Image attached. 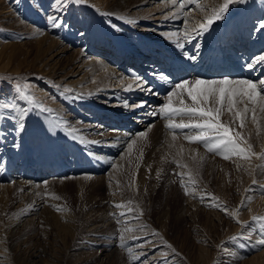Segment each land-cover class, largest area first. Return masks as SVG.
I'll list each match as a JSON object with an SVG mask.
<instances>
[{
	"label": "rangeland",
	"instance_id": "obj_1",
	"mask_svg": "<svg viewBox=\"0 0 264 264\" xmlns=\"http://www.w3.org/2000/svg\"><path fill=\"white\" fill-rule=\"evenodd\" d=\"M93 1L94 0H82L81 3H75L69 0L66 11L60 13V15L63 16V25L58 28H52L50 26L49 16L57 14L54 0H4V3L10 7L9 10L15 12L17 18L24 22L25 29L17 30L16 27L3 24L4 20L0 18V163L8 159V168H12V161L16 157V160H18L17 163L20 165H18V168L14 167L12 171L20 172L24 170L26 173L29 169L28 174L30 177L28 176L25 179L30 180H32L31 177L33 178L41 174V170H43L46 164L43 162L44 160H48V164L50 165L52 163V166L59 164L60 166L57 165L58 169L63 167L65 162L68 166H66L67 171L65 174L57 175L56 173V175L45 176L42 180H36L38 185L34 188L35 192L33 194H29L28 189L25 190L26 187L19 186L18 189L14 190L11 198L10 196L6 197V199L9 200V202H7L9 205L0 201V208L2 210L5 208L4 212L0 210V224H3L0 225V247H2L0 249V264H100L101 259L104 260L103 264H159L161 260L164 261V264H264V245L257 243L260 239H264V209L263 211H257L258 203L264 199V175L261 174L254 183L252 181L246 186V183L253 179V176L259 171L260 167L264 169V112L260 111L261 105H251L248 104L247 101L237 105V110L241 111L245 107V104H247L250 109H254V111H249L244 115L243 121L239 118L233 120L231 118L232 114H229L226 110L221 115V122L229 126L233 134L237 132L240 134L239 142L241 147L245 148V155L236 156L222 152L211 153L207 151L206 145L202 143L193 141L189 143L187 142L189 140L187 139V141H184L186 139L184 137L181 138V135H177V139L176 136L173 135L176 133L188 132L195 135V133H198V130L178 129L175 132L172 131L169 134H165V139H167L166 142L170 140L171 143L172 141V145L176 150H180L178 148L180 147L179 141L182 143L184 141V143H187L195 150L198 149L200 152H205L206 155L217 161L216 172L210 183H208L204 176L206 165L202 164L199 169L196 170L195 165L192 168L189 164L185 163L182 165V163L177 162L174 165L175 168L172 166L170 168L171 170H167L169 172L165 170L170 181H167L165 177L166 180L164 179L160 184L161 179L159 177V179H157L158 188L155 193L146 188L141 192L142 187H139L138 184L136 185L137 181L133 173L136 171V168L140 169L143 167V163L148 161V159H143L146 140L144 142L142 140L138 141L140 143L134 145L132 152L129 153V156L125 159L127 162L126 166H123V175L120 176L119 172H116L117 175L119 174V176H117L114 173L116 175L115 177H118V180L114 177L110 180L111 183H114L116 180L112 186L115 189L112 191V197L109 198L110 192L107 184H105V186H100V191H104L103 197H108L106 201H110L109 204L111 207L115 206V211L112 216H114L115 213L119 216L121 211L119 213L117 209H125L123 213H125V216L132 215V218H130L131 221H129L134 224L128 226L129 223H123V221V224L121 222H115L112 224V228L110 225L108 227L102 226L100 234L91 235L85 239L86 235L89 233V231L86 233L85 230L92 227H87L88 217H90L91 213L94 214L93 211L99 208V206L94 208L92 204H89L88 200H83V196L86 198L90 196V198L92 197L93 199L94 193L92 194V188H90L86 194H84L86 187L81 188V184L74 177L86 174H75V169H72L73 166H75L73 163L75 164V162L85 158V163L82 164L85 166L91 165V169H93L95 165L98 168L99 163H101L98 161L101 160V158L97 160V157L104 158L107 155L110 156L109 151H107L110 144L106 146L107 144L104 145L98 141L97 143H93L94 147L98 148L99 146L101 148L100 150L98 149V151L94 149L91 150V148L85 145V143L89 141L88 138L91 133L98 132L99 130L105 133L108 132L107 130L121 133L128 132V134L137 130L138 132H142L146 128L140 130L138 127L141 124L142 126L145 125L144 120L149 116H154L153 109L138 112L135 110L138 109V105H140L141 102L145 104L143 107H145L147 103L150 104L154 92L142 91L136 84V87L134 86L132 90H125V87H122V85L123 83L125 85L128 76L125 74L126 78H123V80H121L122 82L117 84L116 82L121 79L118 73L124 70L126 71L127 69L134 70V68L137 67V70L142 68L141 71L150 73L149 75H144V78L153 76L154 79L150 78V80L152 79L154 81L156 79L160 81V79L163 78L160 76L156 77V75H163L161 72L156 71L157 65L149 67L152 64H149L151 58H147L148 56H142L139 59L136 57L134 61L130 60L124 63H121L119 56L118 59H114L113 56L120 53H113L114 48L118 47V45L115 44V39H118L120 42L122 41L121 44L126 46V50L130 49L132 52L136 53L139 52V49L136 48L138 47L136 42H143L145 45L153 46L150 50L152 54H149L153 55L154 53L155 57H161L163 60L161 54L165 51L167 46L155 39L159 36L160 38L161 36H167L165 33L174 30L157 25L164 22L162 24L181 26L187 20L186 23L188 24L182 27L181 30H177L180 36L182 33H185L183 32L185 31V27L188 28H186V31L193 30L196 22L200 20L198 18L207 19L208 16H212L224 2L223 0H210L208 3V0H149L151 4L147 5L144 3L140 7L139 5L142 0H128L130 3L125 10L122 8L121 11H116L117 14H113L114 17H111V15L109 16L111 19L108 16H106V19H103L105 16L98 18L96 14L97 10L95 11L96 8L94 9V5L92 4ZM181 2L184 5L183 10L181 9ZM166 3L168 4L166 5ZM175 14L178 15L176 16ZM154 16H159V18L155 19ZM166 16H172V18L165 19ZM175 16L177 17L176 19L179 17L183 19L182 22L179 24L173 23L171 19H174L173 17ZM182 16L184 17L182 18ZM134 18H144L142 21L147 22L141 25L142 23L133 22ZM164 19L166 21H164ZM116 20L130 25V28L126 24L125 26L128 28L122 25V28H119V25H116L118 24ZM222 20L226 22L224 29H229V27L234 25L236 27L237 24L241 23V20H244L242 24L245 26L242 25L238 29L246 28L248 32V34H246V43L248 42L249 48H246L245 51H248L250 57L254 54L257 56L260 55L259 52L263 48H260L259 42H264V29H261L260 32V30H258V24L264 22V0H244L243 3L232 4ZM251 20L256 21V24H250ZM95 21L101 22L103 24L102 27L106 29L103 41L102 39H97L99 40L98 42L101 41L100 43H104L105 45L102 50H97L95 45L90 44L89 46H92L90 50L85 49L86 51H84L86 55L84 60L94 59L101 62L105 71L106 69H113L108 86L105 88H97L89 82L90 76L86 74V70H89L91 67L80 66L82 62L73 64L76 54L75 50L83 48L87 42L82 36L84 35L83 33L88 32L90 33L88 34L89 37L93 38L101 34L100 32L97 34L94 33V30L91 28L92 25L96 24ZM215 23H217V25ZM215 23L210 29L211 34L208 41L212 40L214 37V29H216L222 21H216ZM136 27L146 28L150 31V34H140L138 31L141 29L135 31ZM133 28L134 30H132ZM32 30H43L45 34L60 40L61 43L63 42V45L69 48L68 51L64 54L62 52L60 58H55L54 61L49 62L51 60L50 56L62 51L64 46L57 48L48 58L43 60V63L48 65L41 66L42 64L37 63L36 57L39 53V48L36 46L37 44L35 41V39L40 38V35L37 36L33 34L34 36H32V34H30ZM22 33H24V36ZM27 34H30L31 37L27 38ZM131 34L133 36H130ZM224 36L226 37V34ZM132 37L136 39L134 40ZM250 38L254 39V41ZM162 39L163 38H161V40ZM25 41L30 42L25 46L17 44L18 42L23 43ZM12 43L14 44L7 45ZM195 45H197V43ZM231 45V47H226L228 51L236 44ZM26 46L31 49L30 56L29 54L22 55V53H20L24 51ZM255 46H257V49L254 50ZM236 47L235 49H237ZM244 47H246V45L243 46V48ZM167 49H170V47ZM250 49H252L251 52ZM47 53L46 51L42 56L46 57ZM228 53H230V61L232 64L241 60L236 58L239 56L235 55V53L233 55H231V52ZM107 55L108 57H112L109 62V58L105 57ZM232 60L234 62H232ZM169 62H171L170 57L164 58L162 67H165ZM55 64L56 67H53ZM146 65L149 66L147 67ZM234 66L240 70H244V68L237 67L242 66L241 64L237 65L236 63ZM195 67L198 69L197 66ZM247 69L248 72L246 71ZM137 70L134 71L138 72ZM209 70H207V73L203 71L205 74L202 72L200 74L202 76L205 75L204 77L214 76H208ZM211 70H213V66ZM246 70L244 75L235 78L218 76L217 78L203 79L195 75H190L186 76L188 79H181L178 83L189 80L190 84H194L197 79H230L233 81L248 79L254 83H258L259 80H264V64L257 65L254 70L249 68H246ZM262 71L263 74L261 75ZM17 85L21 88L25 85L27 86L26 94L32 98V102H28L22 98L21 94L17 91ZM87 89H89L90 95L85 97L86 101L93 102L94 104L99 103L102 108L103 114H100L101 116L99 115V118L94 115L95 113L92 114L91 105L86 104L83 106L77 102V98L84 99L78 96H81L80 94ZM179 91V89H175L174 86H172L161 91L158 97L156 95L155 97L158 99L161 95L164 97L157 101L160 107L158 109H162V107L169 102L172 103L174 108H180L184 105L190 107L191 100L187 97L186 92L183 95H178V97L182 98L183 104H181L180 99L178 100L175 95H171V100L169 101L170 94L173 92L178 93ZM144 95H146V97ZM261 95L264 94L261 92ZM131 96L132 98H129ZM138 97L139 99H137ZM13 102L18 105L14 113L16 116L22 115V110L24 109H26L28 113L24 120L25 128L22 133L15 131V124L17 121L11 118L13 115L12 111L3 107L5 104ZM38 105L39 107H37ZM204 106L206 108L212 107L210 103ZM215 106L217 107V105ZM112 107L113 109L116 108L118 112L123 113L118 117L119 120L117 119L114 121L115 126L107 125L110 121L105 119H109L105 117V114L110 112L109 108L111 109ZM70 108L73 109L71 111H74L73 114H70L74 115V118L79 121V126L82 127L79 131V137L74 139L66 134L65 128L56 129L55 127V119L66 121V119L71 117V115L68 114L64 116L65 113H69L68 110H70ZM43 109H50L51 111H44ZM253 115H255L256 121H253ZM196 119L197 118L189 115L179 114L177 118H172V123L196 122ZM35 121L38 123H35ZM255 122L257 125H255ZM122 123H124V127L118 126ZM241 124H243V126H241ZM251 130H257L258 133H256V137L249 139L247 134ZM61 132H64L65 135ZM85 133L88 134L86 135ZM56 134L59 137H54ZM107 139L109 141L112 140L109 138ZM26 141H28L27 146L25 145ZM210 142H214V140L210 138ZM17 143L20 145L24 143L21 148L22 151H20L21 153L16 152L14 155H10L9 153L12 149L7 147L10 145L14 146V144L16 145ZM68 145H72L71 148L78 145L80 149H73L72 152L69 148L71 151V153H69L70 151L67 152ZM248 146H250V148ZM65 150L66 152H64ZM78 151H82L81 153L83 154L86 153L87 156L84 157L82 154L80 156V153L77 154ZM22 152H26V155L22 154ZM182 154V152L178 155L174 153L173 156H182ZM225 155H227L228 158H224ZM13 156L15 157L13 158ZM111 156L115 157L116 153L111 154ZM165 157V152L159 154L157 158V168H160L165 162ZM238 161H240V163ZM113 164L114 161L105 172L101 173L102 175H98L102 177L103 175L105 176L106 173H110L113 169ZM29 165H31L30 168H28ZM63 170L65 171V169L62 168L59 174L64 173ZM155 170L156 169H153V171ZM177 171L184 173L179 174ZM144 172H146V168ZM150 173L151 171L147 169L148 176ZM92 174L93 173L87 175L91 176ZM147 174L145 178H143L144 180L148 179L146 178ZM94 175L98 176L97 174ZM95 179L96 178L90 177V180L94 183L96 182ZM132 180H135V182ZM147 181H150V179ZM88 184L87 188L89 186L91 187V183L88 182ZM134 185L136 188H134ZM112 187H110V189ZM137 189L139 190L137 191ZM106 192H108L109 195ZM172 193L173 195H171ZM150 194L152 195L150 196ZM25 195H31L34 198L30 196L29 199H26ZM253 195L258 196L253 198ZM241 200L245 201L244 207H242L241 204L237 205L238 201L240 202ZM189 202L191 207L186 210L187 214H184L186 212L184 211V205L189 204ZM116 205H121V207H116ZM28 207L34 208L30 215H28L26 211ZM103 209L102 211L98 210L96 212L100 214L97 223H99L103 217L105 220L107 218L108 210L106 211L105 208ZM213 212H217V215L222 217V221H219L217 215H215L216 219L213 218L211 215ZM18 217L21 219L26 217L28 223L34 222L37 229L34 228L31 230V232H33L32 236H26L25 241L30 239V242L26 246L16 244L15 247H12L13 244L11 243H13V239L8 237L7 232H4V227L5 230L8 231V222L12 218ZM33 217L34 219L31 221ZM108 217L112 220L110 213H108ZM39 218H41L40 222L38 220ZM246 218L249 219L247 220ZM240 219H242V222ZM228 221H230V226L227 224ZM135 222L137 224H135ZM69 229H72V234H69ZM73 234L75 235L74 238ZM38 238L41 240L34 242ZM169 245H171V247H169ZM115 248L118 249L120 254L116 257L112 255L108 256L109 253L106 251ZM104 249H106V251H104ZM36 250H38V252L41 250L40 256H34ZM86 250L91 252V254L81 255V251L86 252ZM104 254L108 257H102ZM18 257L21 258L18 259ZM3 258L5 263L3 262ZM76 260L78 263L73 262Z\"/></svg>",
	"mask_w": 264,
	"mask_h": 264
},
{
	"label": "bare ground",
	"instance_id": "obj_2",
	"mask_svg": "<svg viewBox=\"0 0 264 264\" xmlns=\"http://www.w3.org/2000/svg\"><path fill=\"white\" fill-rule=\"evenodd\" d=\"M210 0H208L207 1V3L209 2ZM224 1V0H223ZM140 2V1H139ZM130 3V1H128V0H94L93 1V5H94V9H95V11L97 12L96 14L98 15V18L99 17H102V16H105V17H103V19H106V16H110L111 15V17H114V15L113 14H117L116 13V11H121L122 10V8H124V10L127 8V6H128V4ZM147 4V5H149V4H151V2L149 1V0H142L141 1V3H140V7H141V5L142 4ZM168 3H166V5H167ZM223 4V3H222ZM146 5V6H147ZM145 6V5H144ZM217 6V5H216ZM164 7V6H163ZM144 8V7H143ZM10 9V7L8 6V5H6L5 3H4V0H0V18L1 19H3L4 21H3V24H6V25H8V26H10V27H16V29L18 30V29H21V30H24L25 28H24V22H22V21H20V19L19 18H17V15L15 14V12H11V10H9ZM141 10H143V9H141ZM212 11V10H211ZM207 13V12H206ZM15 14V15H14ZM250 14V13H249ZM154 15H156V14H154ZM176 15V14H175ZM178 15V14H177ZM176 15V16H177ZM207 15V14H206ZM209 15V14H208ZM173 17L174 19H171V20H173L172 22L173 23H181L182 22V20L183 19H181L180 17L178 18V19H176L177 17ZM184 16H182V18H183ZM205 17V16H204ZM209 17V16H208ZM207 17V18H208ZM17 18V19H16ZM110 18V17H109ZM154 18L155 19H158L159 18V16H154ZM168 18H172V16L171 17H168V16H166L165 17V19H168ZM197 18V17H196ZM111 19V18H110ZM142 19H144V18H134L133 19V22L135 21V23H142L141 25H144V22L146 23L147 21H142ZM164 19V21H166ZM198 19H200L199 21H197L196 22V25L194 26V27H198V25L200 24V23H202V22H204V21H206V19L204 18V19H201V17L200 18H198ZM109 20V19H108ZM187 21V20H186ZM186 21L184 22V24L183 25H181V26H175L174 24H172V25H174V26H169V25H165V24H162V23H164V22H162V23H160L159 25H157V26H160V27H162V26H165L166 28H170V29H172V30H174V31H171V32H167V33H165V34H167V36H161V38H163L162 40H161V38H160V36L157 38V39H155V40H157V41H160V42H162V44H164L165 46H167V47H170V49H165V51H163V53L161 54V56H163V60L161 59V57H155V55H154V53H153V55H150L149 53H151L152 54V52H150V50L153 48V46H148L147 44L145 45L143 42H136V44H137V46L138 47H136L137 49H139V52H132L131 50H126L125 49V47H124V45H122L121 44V42L118 40V39H115V44L116 45H118V47H116V48H114V52L113 53H118V52H120L118 55H114L113 56V58L114 59H118V56L120 57V61H121V63L122 62H127V61H134V59L137 57V59H139V58H141L142 56H148L147 58H151V60L152 59H154V61L152 62V65L151 66H149V65H146L147 67L149 66V67H153V66H155V65H158V64H161V66L164 64V58H168L172 53H175V56H179L180 54H183V55H186V58L185 59H187V62L185 63V67H188V66H193V65H195V66H197V68H199V67H203V70H204V68L208 65L209 67L212 65L213 66V70H209V73H208V76H212V75H214V76H216V77H225V76H233L232 74H230V73H226V71H225V69H223V71L222 72H215V67L217 66V64L216 63H214L215 61H217V62H221V59L220 58H216V57H210L209 55H206V52L204 51L203 53H201L200 51H202V50H204L201 46H204L205 44L207 45V44H211V42H209V43H206V42H208V40H209V36H210V34H211V32H210V30H209V33L208 32H206V33H204V35L203 36H201V37H197L195 40H189L188 38H186L185 37V33H182L180 36H179V30H181L182 29V27H184L185 25H187L188 23H186ZM254 20H251L250 21V24L252 23V24H256V21H254ZM241 23H239V24H237L236 25V27H235V25L234 26H231V27H229V29H224V31H222L223 32V35L222 36H224L225 34H226V37L224 36V42H225V44L227 45L226 47L228 48V47H231L232 45L231 44H236V46L237 47H239V46H241L240 47V49L243 47L242 45L244 44V43H246V34H248V32L246 31V28H241V29H238V28H240V26H242V25H244V24H242L243 22H244V20H241L240 21ZM41 23V22H40ZM94 23V22H93ZM95 23L96 24H94V25H92L91 26V28L94 30V33H98V32H100L101 34L98 36V37H89V35L88 34H90V33H88V32H84L83 34L84 35H82L83 36V38L84 39H86L87 40V42L85 43V46L83 47V48H81V49H76L75 50V60L73 61V64L74 63H78V62H82L81 64H80V66H84V67H91L89 70H86V74L87 75H89L90 76V80H89V82H91L92 84H93V86H96L97 88H99V87H106V86H108V83H109V80H110V76H111V74H112V68H111V70L110 69H106V71L103 69V66H102V63L101 62H98V61H96V60H94V59H91V60H84V58L86 57V55L84 54V51H86V50H90V48L92 47V46H89L90 44L91 45H95L96 47H97V50H102V48H103V46L105 45L104 43H100V42H98L99 40H97L98 38L99 39H102V41H103V37L105 36V34H106V29L104 28V27H102V23L101 22H99V21H95ZM190 24H192V23H190ZM216 25H217V23H215ZM137 25V24H136ZM134 26V25H133ZM191 26V25H190ZM189 26V27H190ZM245 26V25H244ZM37 27V26H36ZM174 27H177V28H174ZM193 27V28H194ZM233 27V28H232ZM100 28H102V29H100ZM186 28L187 27H185V31H183V32H191L192 31V29L191 30H187L186 31ZM27 29V28H26ZM139 29H141V30H139ZM188 29V28H187ZM21 30H20V32H21ZM28 30V29H27ZM136 31H138L140 34H150V31L149 30H147L146 28H140V27H136V29H135ZM176 30V31H175ZM178 30V31H177ZM242 32H241V31ZM43 31V30H42ZM42 31H38V30H32V32L30 31V34H32V36H34L35 34L38 36V35H40V38L39 39H35V41H36V46H38V48H39V53H38V55H37V63H40V64H42L41 66H47L48 64H44L43 63V60L45 59V58H48L57 48H61L62 46H64L63 44V42L61 43L60 42V40H58V39H54L53 37H51V36H49L48 34H45L44 33V31H43V33H42V35H41V32ZM149 32V33H148ZM260 32H261V30H260ZM171 33V34H170ZM24 33H22V35H23ZM26 34V33H25ZM30 34H27V38H30L31 37V35ZM34 34V35H33ZM21 35V36H22ZM30 35V36H29ZM24 36V35H23ZM91 36V35H90ZM130 36H133L132 34L130 35ZM60 37V36H59ZM134 37H135V35H134ZM25 38V37H24ZM131 38V37H130ZM133 38V37H132ZM185 38V39H184ZM214 38V37H213ZM212 38V39H213ZM134 39V38H133ZM136 39V38H135ZM134 39V40H135ZM133 41V40H132ZM199 41V42H198ZM30 41H25V42H23V43H17L18 45H23V46H25L26 44H28ZM237 42V43H236ZM153 43V42H152ZM151 43V44H152ZM179 43V44H178ZM197 43V49H195V53H194V46H195V44ZM14 43H12V44H7V45H13ZM88 44V45H87ZM156 44V43H155ZM161 44V45H162ZM172 44H174V45H172ZM183 45V47H180V46H178V45ZM69 46V45H68ZM259 46H260V48H263L259 53L260 54H264L263 52H264V42H262L261 41V43L259 42ZM257 46H255V48H254V50L255 49H257L256 48ZM163 48H164V46H163ZM68 47H66V46H64V48L62 49V51H60V52H58V53H56V54H54V55H52V56H50L51 58V60L49 61V62H52V61H54L55 60V58H60L62 55H60L62 52H63V54L65 53V52H67L68 51ZM86 49V50H85ZM119 49V50H118ZM96 50V51H97ZM259 50V49H258ZM48 52L47 54H46V57H43L42 55L45 53V52ZM193 51V52H192ZM228 52H231V55H233L235 52H233V51H228ZM248 52V51H247ZM20 53H22V55H24V54H29V56L31 55L30 53H31V49H29L27 46L24 48V51H22V52H20ZM129 53V54H128ZM177 54V55H176ZM248 54V53H247ZM135 55V56H134ZM138 55V56H137ZM189 55H196L197 56V58L195 59V60H192V59H189L188 57H189ZM235 55H237V56H240L241 55V60L243 61L244 60V58L242 57V54L241 53H239V54H235ZM246 55V54H245ZM88 56V55H87ZM105 57H107V58H109V60H108V62L109 61H111L110 59L112 58V57H108V55L107 56H105ZM95 58V57H94ZM106 58V59H107ZM182 58V57H181ZM236 58H238L239 59V57H236ZM241 60H239L238 62H234L233 60H232V62H234V64H236L237 63V65H239V64H241ZM119 61V62H120ZM118 62V63H119ZM137 62V61H136ZM149 64H151V61L149 62ZM233 64V65H234ZM71 65H72V63H71ZM168 66V64L167 65H165V67H167ZM53 67H56V64L53 66ZM237 67H239V68H243V66H237ZM155 68V67H154ZM115 70V69H114ZM247 72H248V69L246 70ZM118 72V71H117ZM125 72V73H124ZM146 71H141V72H136V71H134V70H124V71H121L120 73H118L120 76H121V79L120 80H118L116 83L117 84H119V83H121L122 81L121 80H123V78H126V76H125V74H127V80H126V82H125V85H124V83H123V85H122V87L124 86L125 87V90L127 89V90H129V86L131 85L132 87H131V90H132V88L135 86V84H136V80H135V77H137V76H141V77H143L144 78V76H143V74L145 73ZM202 73H203V71H202ZM147 75H149L150 73L148 72V73H146ZM145 74V75H146ZM173 74V73H172ZM203 74H205V73H203ZM158 76H161V77H163L164 78V75H158ZM205 76V75H204ZM180 76H179V74H178V77L177 78H174V79H172V81H170L169 80V78H165V80H163V79H160V80H163L162 81V83L161 82H159L160 83V85L161 86H159L158 84H156V82H157V79L154 81V80H150V78H144L145 79V81H147L148 80V82H147V86H150V89H151V92L150 93H152V91L154 92L153 93V97H152V99H151V102H150V104H148L147 103V107L145 106V107H140V106H138V109H135L137 112L138 111H142V110H144V111H146V110H150V109H153V113H154V116H149L147 119H145L144 120V123H145V125H143L142 126V124L138 127V128H140V130L141 129H143V128H146L145 130H143L142 132H144V133H146V135L144 136V137H140V133H142V132H138V130L137 131H134V132H131L130 134H128V132H125V133H121V132H116V131H110V130H107L108 132L107 133H105L104 131H98V132H93V133H91L90 135H89V138H88V142L87 143H85V145H87V147L88 148H91V150L92 149H94L95 151H98V149L100 150L101 148L98 146V148H96V147H94V144L93 143H97V141L98 142H101V143H103L104 145L105 144H107L106 146H108L109 144H110V146L108 147V149H107V151H109V153H110V156H105L104 158L103 157H97V160H98V158H101V160H98L99 162H101V163H99V167L97 168V166L95 165L94 167H93V169H91L92 167H91V165L89 166V165H84V164H82V163H84L85 162V158L83 159V160H81V161H77V162H75V166H73V168L72 169H75V174H77V175H79V174H86V175H79V176H76V177H74L76 180H78L79 181V183L81 184V188H84V187H86V191L84 192V194H86V192L90 189V188H92V194L94 193V197H93V199H92V197L90 198V196H88L87 198L85 197V196H83V200H88L89 201V204L91 205L92 204V207H94V208H96V207H98L99 206V208H97V209H95V211H93V213L94 214H92L91 213V215H90V217H88L89 219L87 220L88 221V224H87V227H89V226H92L90 229H86L85 230V232L87 233L88 231H89V233H88V235H86V233H85V235H86V238L85 239H87V237H89V236H91V235H97V234H100L101 233V231H102V226H109L110 225V227L112 226V224L113 223H115V222H121L122 223V221H123V223H129L128 224V226H131L132 224H134L133 222L132 223H130V218H132L131 216H129V215H126L125 216V213H123V211L125 210H121V209H117L118 211H119V213H120V211H121V213L119 214V216H118V214L116 215V213H115V215L114 216H112V214H114V211H115V206L114 207H111V205L109 204V202L110 201H106V199L108 198H106V197H103L104 196V191L102 192V191H100V186L101 185H103V186H105V184H107L108 186H109V192H110V196H109V198H111L112 197V191L113 190H115L114 189V187H112L113 185H114V183H115V181H114V183H111L110 182V180L114 177L115 179H117L115 176L117 175L116 174V172H119V174H120V176L121 175H123V170H124V168H123V166H126V162H127V160L125 161V159H126V157H128L129 155V153H128V151H127V143H129V142H131L133 139L134 140H136V144L135 145H137L138 143H140V142H138V141H145L146 142V145H145V148H144V144L142 145L143 146V148H144V151H145V153H144V158L143 159H148V161H145L144 163H143V167H141L140 169L138 168H136V171L133 173V175H135L134 176V178H136V181H137V183H136V185L138 184V186L140 187H142V189H141V192L146 188V189H149V191H151V192H153V193H155L156 192V190H157V186H158V181H157V179H159V177H160V184L164 181V179L166 180V178H167V181H170L169 179H168V175L166 174V172H169V171H167V170H169L172 166L174 167V165L177 163V162H179V163H182V165H184L185 163L186 164H189L190 166H192V168H193V166L195 165V168H196V170H198L199 169V167L202 165V164H204V165H206V169H205V171H204V176H205V179L208 181V183H210L211 182V180H212V177L214 176V174H215V172H216V167H217V161L215 160V159H212L211 157H209L208 155H206L205 154V152H200V150L198 151V149L197 150H195L193 147H191L190 145H188L187 143H184V141H187V136L188 135H192L190 132H188V133H176V134H173L174 136H176V139L178 138L177 137V135L179 136V135H181L182 137L181 138H185L186 140H184L183 141V143L181 142V141H179V145H180V147H178L180 150H176L174 147H173V145H172V141H171V143H170V140H169V142H166L167 141V139H165L166 137V135L165 134H169V133H171L172 131H176V130H178V129H176V130H171V129H168L167 128V124L168 123H170V122H172L173 120H172V118H177V116L178 115H175V116H169V117H165L164 116V114H163V112L161 111V109H158V108H160L159 106H158V100H161V99H163L164 97H163V95H161L160 97H159V99L157 98L158 97V94H160L161 93V91H163V90H165L166 88H168V87H172V86H174L175 84H178V82L179 81H181V79L182 80H184V79H188V77H186V76H183V77H181V78H179ZM171 78H173L172 76H171ZM230 80V79H229ZM158 81H159V79H158ZM177 81V82H176ZM186 81H188L189 82V84H190V81L189 80H186ZM91 84V85H92ZM136 87V86H135ZM159 87H160V89H159ZM178 91V90H177ZM78 92V91H77ZM177 93V92H176ZM179 93V92H178ZM262 93L264 94V91H262ZM81 98L83 97L84 99H80V98H77V102H79L80 103V105H86V104H88V105H91V107H92V110H91V112H92V114L93 113H95L94 115L95 116H98V118H99V115L101 114H103V112H102V108L100 107V105H99V103H93V102H88V101H86V98L85 97H87V96H89L90 95V91H89V89H87V90H85L84 92H82L81 94ZM150 95V94H149ZM157 95V97H155ZM145 97H146V95H144ZM78 97H80V96H78ZM175 97L179 100L180 99V101H182V98L181 97H178V95H175ZM129 98H132V96L131 97H129ZM185 98V97H184ZM137 99H139V97L137 98ZM144 99V98H143ZM82 103V104H81ZM211 104V103H210ZM145 105V104H144ZM143 105V106H144ZM211 108H214V107H216L215 105H213V104H211ZM218 106V105H217ZM250 106V105H249ZM140 107V108H139ZM254 107V106H253ZM163 108V107H162ZM73 109H74V107H73ZM73 109H71L70 108V110H68V112L69 113H65L64 114V116L65 115H71V114H73L74 113V111H71V110H73ZM120 109V108H119ZM128 109H130V108H128ZM109 110H110V112H107V114H105L106 116L105 117H108L109 119H107V118H105L106 120H109L110 122L107 124V125H110V126H115V122L114 121H116L117 119H118V117L120 116V114L122 115L123 113L122 112H118L117 110H116V108L115 109H113V107L110 109L109 108ZM104 111V110H103ZM107 111V110H106ZM121 111V110H120ZM129 111V110H128ZM71 113V114H70ZM125 113H127V112H125ZM139 113H141V112H139ZM136 114V113H135ZM261 114H263V113H261ZM51 115V114H50ZM100 115V116H101ZM134 115V114H133ZM141 116H143V115H141ZM144 116H146V115H144ZM44 117V116H43ZM46 117V116H45ZM50 117V116H49ZM233 120H235V116L234 115H232V117H231ZM104 119V120H105ZM188 119V118H187ZM186 119V120H187ZM56 120V129L58 128H65V131H66V134L68 135V136H70V138H77V137H79L78 135H79V131L81 130V128L82 127H80L79 126V121L77 120V119H75L74 118V115H71V117L70 118H68V119H66V121L65 120H63V121H61V120H58V119H55ZM192 121H194V120H192ZM256 121V120H255ZM37 121H35V123H36ZM38 123V122H37ZM102 123H104V122H102ZM236 123V122H235ZM255 125H257V123L255 122ZM254 125V126H255ZM118 126H120V127H124L125 125H124V123H122V124H120V125H118ZM253 126V125H252ZM47 127V126H46ZM54 127V128H55ZM127 128V127H126ZM130 128V127H129ZM34 130V129H33ZM41 130V129H40ZM54 130V129H53ZM84 130V129H83ZM92 130H94V129H92ZM185 130V129H184ZM48 131V130H47ZM57 132V131H56ZM182 132V131H181ZM47 133V132H46ZM52 133V132H51ZM98 133H103L102 135H98ZM256 133H258L257 132V130H251L250 132H248V137H249V139H251L252 137H256ZM54 134V133H53ZM57 134H58V132H57ZM54 135V137H56V136H58V135ZM86 135L88 134V133H85ZM196 134V133H195ZM49 135V134H48ZM170 135H172V134H170ZM50 136V135H49ZM59 137V136H58ZM107 138H109V139H112L111 141H109ZM43 139H44V137H43ZM69 139V138H68ZM0 140H1V138H0ZM6 140V139H5ZM47 142H48V140H47ZM60 142V141H59ZM70 142V141H69ZM187 142H189L190 143V141H187ZM27 143H28V141H26V143H25V145L27 146ZM62 143H63V141H62ZM74 143V142H73ZM142 143V142H141ZM47 144V143H46ZM24 145V143H22L21 145L19 144V143H17L16 145L14 144V146H12V145H10V146H8L7 148H11L12 149V151L9 153L10 155H14L16 152H20V151H22L21 150V148H22V146ZM51 145V144H50ZM64 145V144H63ZM55 146H56V144H55ZM71 146L72 145H68V151L67 152H69L70 151V149L69 148H71ZM66 148V147H65ZM25 151V150H24ZM63 151V150H62ZM121 151H123V152H121ZM186 151V152H185ZM61 152V151H60ZM64 152H66V150L64 151ZM162 152H165L166 153V157H165V162L162 164V166L160 167V168H157V158H158V156H159V154L160 153H162ZM180 152H182L183 154H182V156H173L174 155V153L175 154H180ZM21 153V152H20ZM107 153V152H106ZM114 153H116V156L115 157H113V156H111V154H114ZM22 154H25L26 155V152H22ZM65 155H66V153H65ZM118 156V157H117ZM15 156H13V158H14ZM27 157V156H26ZM117 157V158H116ZM45 158V157H44ZM3 159V158H2ZM12 160V159H11ZM43 160V159H42ZM2 161V160H1ZM65 161V160H64ZM114 161V164H113V169H112V171L110 172V173H106V175L104 176H102V177H100L102 174L101 173H103V172H105L107 169H108V167H109V165L110 164H112V162ZM13 162V166H12V168H8L9 167V165H8V159H7V161H5V162H2V163H0V201H3L6 205L8 204L7 202H9V200L8 199H6V197H8V196H10V198H11V196L13 195V192H14V190H16V189H18V187L19 186H24V187H26L25 188V190H27L28 189V191H29V194L31 193V194H33L34 192H35V190H34V188L38 185V182H36V180H42V178H45V176H51V175H56L55 173H57V175H62V174H65L66 173V171H67V167L66 166H68L67 164H66V162H65V164H64V166L63 167H61V168H59L58 170H57V172H52L51 170H55V165L54 166H49L48 167V170H50L51 172H49V171H46V167L45 166H48V160H44L43 162L44 163H46L45 165H44V167H45V169H44V167H43V170H41L42 172H41V174H38L36 177H31V179L32 180H30V179H25V178H27L28 176L30 177V175L28 174V170L26 171V173L24 172V170L23 171H12V169L14 168V167H17L18 168V165H20V164H18L17 162H18V160H16V157H15V159L12 161ZM12 162H11V164H12ZM239 163H240V161H238ZM10 163V162H9ZM61 163H64V162H61ZM73 163V162H72ZM138 163V162H137ZM178 163V164H179ZM74 164V163H73ZM138 164H140V163H138ZM17 165V166H16ZM58 166H60L59 164H57ZM57 165H56V167H57ZM63 165V164H62ZM30 166L31 165H29L28 166V168H30ZM135 166V165H134ZM25 167V166H24ZM106 167V168H105ZM260 167V166H259ZM62 168L63 169H65V171H64V173H61V174H59L60 173V170H62ZM145 168H146V172H144L145 171ZM175 168V167H174ZM147 169L149 170V171H151V173H150V175L148 176V174H147ZM153 169H156L155 171H153ZM114 170H116V171H114ZM165 170H166V172H165ZM171 170V169H170ZM62 171V172H63ZM174 171V170H173ZM175 172V171H174ZM177 172H179V174L181 173H184V172H180V171H177ZM192 172V171H191ZM91 173H93L91 176L90 175H87V174H91ZM116 175H115V174ZM25 174V175H24ZM94 174H101V175H98V176H95ZM119 174L117 175V176H119ZM146 174H147V177L146 178H148V179H150V181H147V180H144L143 178H145V176H146ZM169 174V173H168ZM189 174V173H188ZM261 174H263L264 175V169H263V167H260L259 168V171L258 172H256V174L253 176V179L251 180V181H249L248 183H246V186L250 183V182H252L253 181V183L257 180V178L261 175ZM27 175V176H26ZM176 175H177V173H176ZM184 175H186V174H184ZM112 176V177H111ZM179 176V175H178ZM90 177H93V178H96L95 179V183L94 182H92L91 180H90ZM166 177V178H165ZM104 178H105V180H104ZM133 178V179H134ZM185 178V177H184ZM163 179V180H162ZM179 179V178H178ZM56 180V179H55ZM59 180V179H58ZM60 180H63V179H60ZM118 180V179H117ZM180 180V179H179ZM53 181V180H52ZM57 181V180H56ZM133 181V180H132ZM143 181V182H142ZM188 181V180H187ZM186 181V182H187ZM190 181V180H189ZM88 182H90L91 183V187L89 186L88 188H87V185H89L88 184ZM133 182H135V180L133 181ZM183 182V181H182ZM185 182V183H186ZM191 182V181H190ZM187 183H189V182H187ZM22 184V185H21ZM43 184V183H42ZM159 184V185H160ZM165 184H167V183H165ZM135 186V185H134ZM43 187V186H42ZM110 187H112L111 189H110ZM188 187V186H187ZM41 188V187H40ZM44 188V187H43ZM134 188H136V186L134 187ZM21 189V188H20ZM38 189V188H37ZM242 189V188H241ZM102 190V189H101ZM136 190V189H135ZM139 189H137V191H138ZM243 190V189H242ZM116 192H117V190H116ZM106 193H108V192H106ZM105 193V194H106ZM152 193V194H153ZM36 194V193H35ZM38 194H39V192H38ZM116 194V193H115ZM152 194H150V196L152 195ZM42 195V194H41ZM108 195H109V193H108ZM107 195V196H108ZM119 195V194H118ZM171 195H173V193L171 194ZM31 196V195H30ZM30 196H27V195H25V198L26 199H29V197ZM258 195H253V198H255V197H257ZM32 197V196H31ZM36 197V196H35ZM32 198H34V197H32ZM37 199V198H36ZM40 199V198H39ZM33 200V199H32ZM36 201V200H35ZM244 200H241L240 202L238 201V203H237V205H240L241 204V206L242 207H244V205H245V201L243 202ZM86 202V201H85ZM206 203V202H205ZM37 204V203H36ZM87 204H88V202H87ZM225 204V203H224ZM9 205V204H8ZM89 205V206H90ZM263 205H264V199H262V201L261 202H259L258 203V206H257V211L259 210V211H263ZM32 206V205H31ZM189 207H191V205H190V202H189V204H185L184 205V211H186V210H188L189 209ZM44 208V207H43ZM103 208H105V210L107 211L108 210V212H107V218H106V220H105V218L103 217L100 221H99V223H97V219H98V217H99V215L100 214H98V213H96L98 210H104ZM5 209V208H4ZM4 209L2 210L1 208H0V210L1 211H3L4 212ZM92 209V208H91ZM32 210H34V208H31V207H28V208H26V211L28 212V215H30V213H32ZM37 210V209H36ZM25 211V210H24ZM221 212H224V211H221ZM87 213V212H86ZM108 213H110L111 214V219L112 220H110V218L108 217ZM118 213V212H117ZM35 214V213H34ZM126 214H127V212H126ZM184 214H187V211L184 213ZM26 215V214H25ZM212 216H213V218H215L216 219V216L215 215H217V212H213L212 214H211ZM103 216H104V214H103ZM123 216V217H122ZM233 216V215H232ZM86 217V216H85ZM102 217V216H101ZM115 217V218H114ZM120 217V218H119ZM37 218V217H36ZM41 218H43V217H41ZM41 218H39L38 220H39V222L41 221ZM87 218V217H86ZM217 218L219 219V221H222V217L221 216H219V215H217ZM236 218V217H235ZM234 218V219H235ZM237 218H238V216H237ZM34 219V217L31 219V221ZM233 219V220H234ZM239 219V218H238ZM247 219V218H246ZM245 219V220H246ZM249 219V218H248ZM247 219V220H248ZM130 220V221H129ZM241 220V222H242V219H240ZM28 221V219H26V217L25 218H20V217H18V218H12L9 222H8V224H7V230L8 231H6L5 230V227H4V232L6 233L7 232V234H8V237L9 238H11V239H13V243H11V244H13L12 245V247H15L16 246V244H20L21 246H26L29 242H30V239L29 240H26L25 241V238H26V236L27 235H30V236H32V233L33 232H31V230H33L34 228H36L35 226L36 225H34V222H32V223H28L27 222ZM86 222V221H85ZM238 222V221H237ZM0 223H1V221H0ZM122 223V224H123ZM38 224V223H37ZM119 224V223H118ZM122 224H120V225H122ZM135 224H137L136 222H135ZM227 224L230 226V221H228L227 222ZM0 225H3V224H0ZM125 225V224H124ZM127 225V224H126ZM37 226H39V225H37ZM2 227V226H1ZM137 227V226H136ZM189 227H190V225H189ZM112 228V227H111ZM140 228V227H139ZM139 228H138V231H139ZM142 228V227H141ZM37 229V228H36ZM35 229V230H36ZM101 229V230H100ZM137 229V228H136ZM106 230V229H105ZM104 230V231H105ZM141 231V230H140ZM147 231V230H146ZM30 232H31V234H30ZM142 232H144V231H142ZM73 233V231H72V229H69V234H72ZM103 234H105V233H103ZM133 236H135V235H133ZM139 236V235H138ZM6 237V236H5ZM75 237V235L73 234V238ZM140 237H142V236H140ZM84 239V238H83ZM0 240H1V237H0ZM9 240V239H8ZM41 239L40 238H38V239H36V241H34V242H38V241H40ZM89 240V239H88ZM91 240V239H90ZM3 241H5V240H3ZM103 241V240H102ZM149 241V240H148ZM108 242V241H107ZM5 243V242H4ZM10 244V243H9ZM32 244V243H31ZM30 245V244H29ZM41 245V244H40ZM0 246H1V244H0ZM2 246H3V244H2ZM18 246V245H17ZM151 246V245H150ZM8 247H9V245H8ZM137 247V246H136ZM2 247H0V249H1ZM4 248V247H3ZM143 248V247H142ZM147 248H149V247H147ZM10 249V248H9ZM82 249V248H81ZM3 250V249H2ZM40 251L41 250H39V252H38V250H36L35 251V255L34 256H40L41 255V253H40ZM104 251H106V249H104ZM106 252H108L109 253V255L108 256H110V255H112V256H118L119 254H120V252L118 251V249L117 248H115V249H113V250H108V251H106ZM158 252V251H157ZM81 255H86V254H91V252H88L87 250H86V252H84V251H81ZM107 255H102V257H108ZM16 258H17V256H16ZM21 257H18V259H20ZM103 259H101V261H100V264H103ZM3 262H4V258H3ZM73 262H75V263H78V261L76 260V261H73ZM211 262H212V259H211ZM5 263V262H4ZM214 264V263H213Z\"/></svg>",
	"mask_w": 264,
	"mask_h": 264
},
{
	"label": "snow or ice",
	"instance_id": "obj_3",
	"mask_svg": "<svg viewBox=\"0 0 264 264\" xmlns=\"http://www.w3.org/2000/svg\"><path fill=\"white\" fill-rule=\"evenodd\" d=\"M75 3H81L82 0H72ZM244 0H224L222 6L209 16L206 21L200 23L198 27H194L191 32H185V37L189 40H195L197 37H201L204 33L208 32L214 22L219 21L224 18L229 7L232 4L243 3ZM69 0H54L56 6V15L49 16L50 26L52 28H58L63 25V16L60 15L62 11H66ZM184 5L181 2V9L183 10ZM264 29V22L258 24V30ZM183 47V45H178ZM189 59L195 60L196 55H189ZM264 64V54H260L253 58L252 61L246 63L245 67L254 70L257 65ZM136 86L140 90L145 92H150V87L147 86V82L141 76L135 77ZM131 85L129 90H131ZM25 85L21 88L17 85V91L21 94L22 98L28 102H32V98L26 94ZM175 89H179V93L173 92L169 96V101L171 100V95H183L185 92L187 97L191 100V106L184 105L180 108H174L172 103H166L161 111L165 117L175 116L179 114H185L197 118L196 122L189 123H168L166 126L171 130H198L195 135H188L186 138L189 141L198 142L206 145L207 151L211 153L222 152L226 154H233L236 156L245 155V148L241 147L239 142V133L233 134L232 129L226 126L225 123L221 122V115L226 110L229 114L234 115L243 121L244 115L249 111H254L250 109L247 104L243 110H237V105L247 101L248 104L261 105L260 111L264 112V95L261 92L264 91V80H259L258 83H254L251 80H203L197 79L194 84H189L188 81L178 83L174 85ZM211 103L213 105H218L214 108H206L204 105ZM183 104V100L181 101ZM144 102H141L140 107H143ZM3 107L10 109L13 113L12 119L16 120L15 131L22 133L25 128V117L28 115L27 110H22V115L16 116L15 110L18 105L13 102L3 105ZM39 107V105L37 106ZM44 111H51L50 109H43ZM7 118V117H6ZM253 121H255V115L252 116ZM243 126V124H241ZM103 133H98L102 135ZM140 137H144L146 133L142 132L139 134ZM210 138L214 142H210ZM136 140H132L127 143V151L131 153ZM250 148V146H248ZM224 158H228L225 155ZM116 207H121V205H116ZM260 245H264V239H260L258 242ZM142 246V245H141ZM171 247V245H169ZM146 255V254H145ZM159 264H164L161 260Z\"/></svg>",
	"mask_w": 264,
	"mask_h": 264
}]
</instances>
